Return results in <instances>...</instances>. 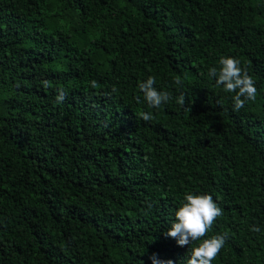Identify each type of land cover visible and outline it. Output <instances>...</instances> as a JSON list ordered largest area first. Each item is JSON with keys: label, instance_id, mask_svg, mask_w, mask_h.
<instances>
[{"label": "trees", "instance_id": "16d2710c", "mask_svg": "<svg viewBox=\"0 0 264 264\" xmlns=\"http://www.w3.org/2000/svg\"><path fill=\"white\" fill-rule=\"evenodd\" d=\"M221 56L255 80L239 111ZM188 193L223 210L211 264H264V0H0V264H187Z\"/></svg>", "mask_w": 264, "mask_h": 264}, {"label": "clouds", "instance_id": "9594fccd", "mask_svg": "<svg viewBox=\"0 0 264 264\" xmlns=\"http://www.w3.org/2000/svg\"><path fill=\"white\" fill-rule=\"evenodd\" d=\"M218 64V68L209 69L208 75L215 78L216 84L223 86L225 92L235 93L232 97L235 111L243 108L246 101L255 100L257 95L255 80L247 69L240 66L238 59L231 56H221ZM155 83V78L149 76L143 82L138 83V88L143 93L148 105L158 109L173 97L168 91L157 90ZM176 83L180 84L181 81L177 79ZM43 84L45 87L49 86L47 80L43 81ZM91 86L96 87V82L92 81ZM57 92L55 102L61 103L64 101L66 93L63 89H58ZM176 103L181 106L185 105L183 93L176 97ZM140 118L144 121H150L152 115L142 112ZM222 214L223 210L214 202L211 195L188 193L184 196L178 209L175 210V219L170 223V227L164 235L174 239L176 244L181 247L196 244L190 250L187 264H211L223 248L226 236L219 234L203 240L201 238L207 235L215 220ZM251 231L260 232L261 229L258 226H253ZM150 259L153 264H173L172 260L159 261L155 254Z\"/></svg>", "mask_w": 264, "mask_h": 264}]
</instances>
